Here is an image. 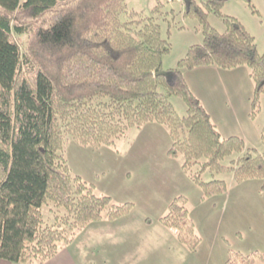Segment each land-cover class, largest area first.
<instances>
[{
    "label": "trees",
    "instance_id": "trees-1",
    "mask_svg": "<svg viewBox=\"0 0 264 264\" xmlns=\"http://www.w3.org/2000/svg\"><path fill=\"white\" fill-rule=\"evenodd\" d=\"M224 3L185 0V16L199 20L204 38L165 70L172 46L158 17L129 10L126 0H0V259L8 260L0 264H43L105 214L116 220L131 212V203L97 195L72 174L63 153L68 136L99 147L158 122L170 128L169 154H182L188 171L198 166L191 177L204 197L229 188L225 180H202L206 170L233 173L239 182L264 179V149L240 135L223 137L184 75L209 65L248 66L253 114L259 109L264 54L240 20L223 14ZM210 14L223 19L224 33L210 24ZM160 69L170 76H157ZM172 96L183 98L187 115L177 113ZM261 141L264 147V128ZM49 203L65 210L55 223L43 215ZM160 222L189 249L200 245L185 196ZM227 264H264V252L231 250Z\"/></svg>",
    "mask_w": 264,
    "mask_h": 264
},
{
    "label": "rangeland",
    "instance_id": "rangeland-1",
    "mask_svg": "<svg viewBox=\"0 0 264 264\" xmlns=\"http://www.w3.org/2000/svg\"><path fill=\"white\" fill-rule=\"evenodd\" d=\"M250 1L225 0L222 11L243 23L255 37L259 53L264 54V0ZM126 3L129 10L158 17L163 37L172 46L171 52L164 57L167 66H174L190 46L203 41L199 20L185 16V0H126ZM158 5L160 11L157 12ZM209 21L219 32L226 31V25L219 16L210 14ZM244 67L251 72L248 66ZM221 70L219 83L215 75L207 71L195 76L197 79L205 78V104L212 113V121L218 125L223 137L243 136L239 133L243 128L256 131V136L248 131L253 142L251 144L262 152L264 94L259 109L253 114L255 82L250 72L249 75L241 70ZM219 84L229 88V95L224 98L223 93H217L218 98H222L223 107L212 104L213 94L207 90ZM160 89L166 91L163 87ZM231 96L237 115L233 113L231 102L228 101L231 106L226 104ZM171 101L180 116L187 115L188 107L183 98L172 96ZM172 145L170 128L166 124L150 122L130 129L127 136L116 139L113 144L99 147L79 144L68 136L63 153L73 175L81 176L97 195H108L114 203H131V217L144 219L149 222L147 225H157L160 217L167 214L173 200L185 196L190 217L202 240L196 250L186 246L190 251L188 254L186 251L178 252L179 259L191 260L193 264H199L198 259L203 264H227L231 250L244 254L264 252V179L239 182L233 173L206 170L201 175L202 180H225L229 188L227 193L204 197L200 185L191 177L199 170L198 166L186 170L182 154L178 157L169 154ZM237 157L235 153L222 162L230 165ZM64 212L63 208H57L52 203L43 206V215L48 223H55L56 214ZM129 214L117 220L124 221ZM0 261L8 262L4 259Z\"/></svg>",
    "mask_w": 264,
    "mask_h": 264
},
{
    "label": "crops",
    "instance_id": "crops-1",
    "mask_svg": "<svg viewBox=\"0 0 264 264\" xmlns=\"http://www.w3.org/2000/svg\"><path fill=\"white\" fill-rule=\"evenodd\" d=\"M176 64L167 66L163 60V69L173 68ZM234 69L247 74L250 72L244 66ZM205 71L213 73L218 79V83L221 82L219 77L222 76L223 71L216 65L186 70L184 75L191 89L201 99L212 117L211 111L205 104V78L197 79L195 77L197 74H205ZM208 89L213 94L212 104L223 107L222 98H218L217 93H223V98L227 94L229 95L227 85L219 84L212 88L208 87ZM228 101L234 106L232 110L237 115L233 96L226 101V104L231 106ZM247 130L256 136V131L252 132L251 128ZM239 131H241L239 133L244 136L248 145L254 146L251 144L253 142L248 131L244 128ZM131 216L130 213L124 221L103 218L91 223L79 231L72 241L64 244L55 256L43 264H193L191 260L179 259L178 252L186 251L188 254L190 251L179 240L175 230L168 228L161 222L157 225H147L146 223L149 224V222H145L144 219L138 218L136 220ZM196 261L203 264L200 259Z\"/></svg>",
    "mask_w": 264,
    "mask_h": 264
},
{
    "label": "water",
    "instance_id": "water-1",
    "mask_svg": "<svg viewBox=\"0 0 264 264\" xmlns=\"http://www.w3.org/2000/svg\"><path fill=\"white\" fill-rule=\"evenodd\" d=\"M156 75L158 76V75H165V76H170V73L169 72H167V71H165V70H157V72H156Z\"/></svg>",
    "mask_w": 264,
    "mask_h": 264
}]
</instances>
